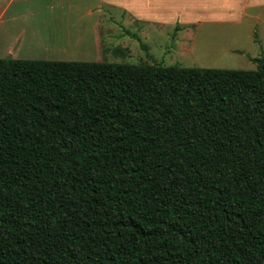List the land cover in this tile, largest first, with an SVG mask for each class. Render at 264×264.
Listing matches in <instances>:
<instances>
[{
	"label": "trees",
	"instance_id": "16d2710c",
	"mask_svg": "<svg viewBox=\"0 0 264 264\" xmlns=\"http://www.w3.org/2000/svg\"><path fill=\"white\" fill-rule=\"evenodd\" d=\"M256 61L0 58V264H264Z\"/></svg>",
	"mask_w": 264,
	"mask_h": 264
},
{
	"label": "rangeland",
	"instance_id": "374dc122",
	"mask_svg": "<svg viewBox=\"0 0 264 264\" xmlns=\"http://www.w3.org/2000/svg\"><path fill=\"white\" fill-rule=\"evenodd\" d=\"M16 6L21 13L9 32H39L34 40L24 35L17 59L253 70L264 55V7L243 17L222 10V21L202 14L195 25L175 28L127 18L112 0H14L8 15Z\"/></svg>",
	"mask_w": 264,
	"mask_h": 264
},
{
	"label": "crops",
	"instance_id": "0c3cea01",
	"mask_svg": "<svg viewBox=\"0 0 264 264\" xmlns=\"http://www.w3.org/2000/svg\"><path fill=\"white\" fill-rule=\"evenodd\" d=\"M20 1L26 0H19V3ZM12 3L14 0H8L0 6V52L10 54V57L14 58L13 55L16 54L24 35L34 40L38 38L39 32L22 29L19 32H9L11 27L17 26L16 20L21 13V8L16 6L8 15ZM112 5L122 9V15H128L127 18L134 21L153 25H175V28H179L195 25L202 14L204 20L222 21V10L230 8L236 9V14L243 17L250 9L260 11L264 7V0H112ZM263 12L262 9L260 13Z\"/></svg>",
	"mask_w": 264,
	"mask_h": 264
}]
</instances>
